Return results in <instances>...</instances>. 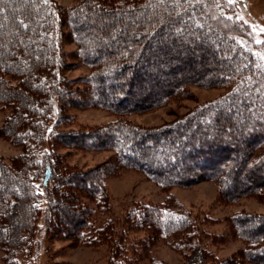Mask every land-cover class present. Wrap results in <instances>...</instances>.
I'll return each mask as SVG.
<instances>
[{
	"label": "trees",
	"instance_id": "16d2710c",
	"mask_svg": "<svg viewBox=\"0 0 264 264\" xmlns=\"http://www.w3.org/2000/svg\"><path fill=\"white\" fill-rule=\"evenodd\" d=\"M237 13L229 0H78L69 8L56 0H0V104L11 109L1 131L22 149L11 164L0 157L4 263L40 256L38 238L57 235L109 244L108 264H137L156 241L185 264H264V215L237 212L230 232L210 234L201 226L214 220L179 210L171 194L162 204H134L118 223L97 225L91 205L106 206L104 168L83 172L57 153L112 151L115 171L141 172L168 194L212 181L228 203L261 196L264 33L257 40ZM68 38L90 69L78 80L65 76L72 67L62 49ZM190 85L226 92L159 127L126 119L187 97ZM77 107L104 109L117 120L63 131ZM204 238H235L243 248L217 259Z\"/></svg>",
	"mask_w": 264,
	"mask_h": 264
},
{
	"label": "rangeland",
	"instance_id": "374dc122",
	"mask_svg": "<svg viewBox=\"0 0 264 264\" xmlns=\"http://www.w3.org/2000/svg\"><path fill=\"white\" fill-rule=\"evenodd\" d=\"M238 6V18L248 23L256 39L261 40L264 33V0H231ZM62 7H72L78 0H56ZM63 51L68 56L67 63L72 67L65 71V76L71 80H78L89 75L90 69L80 64L77 56V46L71 40L64 41ZM82 87V86H81ZM188 95L185 98H176L158 109L136 113L126 117L134 125L146 128L159 127L172 123L178 117L184 116L199 104L213 102L226 90L220 88H202L190 85ZM11 114V109L0 104V157L7 163L21 155L22 149L13 145L2 134V128ZM70 120L61 128L69 132L98 129L101 126L114 122L117 117L111 112L91 107H77L68 111ZM57 153L62 155V163L80 171L88 172L96 168H104V181L107 189V201L105 207L97 208L91 205L90 200H85L88 205L94 207L93 218L97 225H104L109 221L120 222L123 220L128 209L139 202L146 204H162L169 195H173L179 210L190 213L199 220H214L201 226L206 233L222 235L231 230L228 224L229 218L237 212H247L264 215V191L259 197L242 198L235 203L224 201L219 193L217 185L212 181H205L191 187H176L170 194L162 190L156 183L150 181L144 174L136 170L115 169L114 154L112 151H86L68 150L57 148ZM116 167V166H115ZM45 212V202L42 204ZM44 216V215H43ZM43 224V217L39 225ZM140 236H143L142 234ZM40 251L25 260L21 264H108L110 256L109 244L99 246L79 245L75 240L64 236H40ZM37 239V240H38ZM204 245L217 259H227L240 254L243 243L238 239L204 238ZM38 252V251H37ZM4 254L0 247V264L4 263ZM137 264H185L182 256L175 252L163 241L154 242L147 252L141 254ZM253 264V263H246Z\"/></svg>",
	"mask_w": 264,
	"mask_h": 264
},
{
	"label": "snow or ice",
	"instance_id": "6c2138e0",
	"mask_svg": "<svg viewBox=\"0 0 264 264\" xmlns=\"http://www.w3.org/2000/svg\"><path fill=\"white\" fill-rule=\"evenodd\" d=\"M229 2H231V0H229Z\"/></svg>",
	"mask_w": 264,
	"mask_h": 264
},
{
	"label": "bare ground",
	"instance_id": "6f19581e",
	"mask_svg": "<svg viewBox=\"0 0 264 264\" xmlns=\"http://www.w3.org/2000/svg\"><path fill=\"white\" fill-rule=\"evenodd\" d=\"M227 150V149H226Z\"/></svg>",
	"mask_w": 264,
	"mask_h": 264
}]
</instances>
